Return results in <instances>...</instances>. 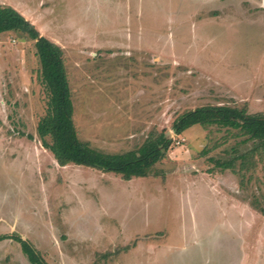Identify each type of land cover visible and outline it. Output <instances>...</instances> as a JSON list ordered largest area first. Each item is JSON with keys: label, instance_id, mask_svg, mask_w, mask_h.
I'll return each instance as SVG.
<instances>
[{"label": "rangeland", "instance_id": "rangeland-1", "mask_svg": "<svg viewBox=\"0 0 264 264\" xmlns=\"http://www.w3.org/2000/svg\"><path fill=\"white\" fill-rule=\"evenodd\" d=\"M0 6L62 49L81 142L124 154L171 140L146 178L59 166L36 133L34 42L0 34V264L32 263L16 237L42 264H264V151L218 122L172 129L204 107L264 115V0Z\"/></svg>", "mask_w": 264, "mask_h": 264}, {"label": "trees", "instance_id": "trees-1", "mask_svg": "<svg viewBox=\"0 0 264 264\" xmlns=\"http://www.w3.org/2000/svg\"><path fill=\"white\" fill-rule=\"evenodd\" d=\"M17 32L34 42L39 62V82L47 94L46 113L39 120L36 133L42 147L49 151L56 163L65 167L74 165L98 169L119 175L123 180L146 178L153 165L163 160L171 140L163 134L151 139L137 152L105 154L81 142L73 125V105L64 66L63 51L52 41L39 35L35 27L9 6H0V34ZM218 122L222 128L237 130L247 140L254 141V151H264V115H248L229 107H204L189 111L174 121L172 129L179 135L185 130L205 123ZM242 154L235 158L241 163L248 158ZM235 161L221 163L225 170H233ZM258 211L264 216V207ZM4 239V238H3ZM13 239V238H12ZM23 246L31 264H42L37 253L25 241L16 237Z\"/></svg>", "mask_w": 264, "mask_h": 264}]
</instances>
